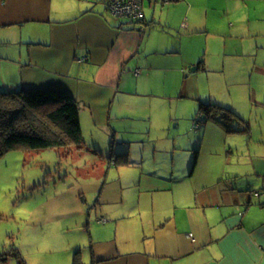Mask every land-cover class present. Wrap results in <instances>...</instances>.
Returning a JSON list of instances; mask_svg holds the SVG:
<instances>
[{"label":"crops","instance_id":"obj_1","mask_svg":"<svg viewBox=\"0 0 264 264\" xmlns=\"http://www.w3.org/2000/svg\"><path fill=\"white\" fill-rule=\"evenodd\" d=\"M174 3L147 2L144 31L105 0H0V90H62L81 109L97 197H82L83 264H264L263 37L244 54L172 49L170 32L215 39L196 20L215 0ZM210 102L248 133L201 123Z\"/></svg>","mask_w":264,"mask_h":264},{"label":"rangeland","instance_id":"obj_2","mask_svg":"<svg viewBox=\"0 0 264 264\" xmlns=\"http://www.w3.org/2000/svg\"><path fill=\"white\" fill-rule=\"evenodd\" d=\"M250 16L252 23L248 22ZM196 20L215 21V39L203 35L209 42L194 39L187 43L182 32H170L172 49L193 51L209 43L215 55L225 50L244 54L256 49L252 43L256 35L264 41V0H215L211 18ZM151 32L148 29L147 33ZM237 60L240 64L244 58ZM210 80L212 84L215 78ZM211 84L206 83L208 87ZM62 155L57 150L17 149L0 158V264H75V259H80L78 247L87 243L88 237L82 197L97 198L94 183L86 180L93 158L86 152L70 158Z\"/></svg>","mask_w":264,"mask_h":264},{"label":"trees","instance_id":"obj_3","mask_svg":"<svg viewBox=\"0 0 264 264\" xmlns=\"http://www.w3.org/2000/svg\"><path fill=\"white\" fill-rule=\"evenodd\" d=\"M145 20L146 15L130 24L145 31ZM80 112V106L62 90H0V158L17 149L57 150L65 158L81 154L85 150V140ZM199 114L201 123L215 122L229 133L249 131L233 109L220 104H202ZM2 258L0 255V260ZM75 264L81 263L76 261Z\"/></svg>","mask_w":264,"mask_h":264},{"label":"built area","instance_id":"obj_4","mask_svg":"<svg viewBox=\"0 0 264 264\" xmlns=\"http://www.w3.org/2000/svg\"><path fill=\"white\" fill-rule=\"evenodd\" d=\"M155 0H105L109 12L119 18L133 23L136 20L145 18V3ZM164 4L172 3L174 0H161ZM143 30V29H142ZM258 197H264V191L257 194Z\"/></svg>","mask_w":264,"mask_h":264}]
</instances>
